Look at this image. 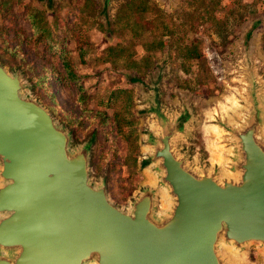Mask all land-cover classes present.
I'll return each mask as SVG.
<instances>
[{"label":"water","instance_id":"95a60500","mask_svg":"<svg viewBox=\"0 0 264 264\" xmlns=\"http://www.w3.org/2000/svg\"><path fill=\"white\" fill-rule=\"evenodd\" d=\"M141 113L146 180L120 206L92 174L93 140L76 142L0 64V264H254L250 246L264 259V91L251 70L240 101L200 128L212 157L184 146L195 115L167 110L156 81Z\"/></svg>","mask_w":264,"mask_h":264},{"label":"rangeland","instance_id":"374dc122","mask_svg":"<svg viewBox=\"0 0 264 264\" xmlns=\"http://www.w3.org/2000/svg\"><path fill=\"white\" fill-rule=\"evenodd\" d=\"M0 64L23 72L76 142L93 140L92 174L124 206L146 180L152 82L167 110L193 112L184 146L202 157L200 128L240 101L246 69L264 91V0H0ZM246 260L264 264L253 246Z\"/></svg>","mask_w":264,"mask_h":264},{"label":"bare ground","instance_id":"6f19581e","mask_svg":"<svg viewBox=\"0 0 264 264\" xmlns=\"http://www.w3.org/2000/svg\"><path fill=\"white\" fill-rule=\"evenodd\" d=\"M211 136V134H209V136L208 137H210Z\"/></svg>","mask_w":264,"mask_h":264}]
</instances>
